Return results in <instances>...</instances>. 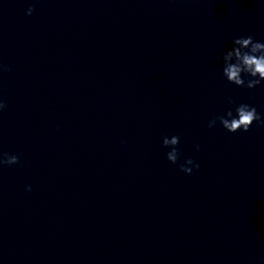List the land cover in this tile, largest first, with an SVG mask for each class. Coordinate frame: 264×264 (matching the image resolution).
<instances>
[{
  "label": "clouds",
  "instance_id": "9594fccd",
  "mask_svg": "<svg viewBox=\"0 0 264 264\" xmlns=\"http://www.w3.org/2000/svg\"><path fill=\"white\" fill-rule=\"evenodd\" d=\"M35 11L34 7L30 6L26 9V15L31 16ZM223 69L222 74L230 84L237 87L254 89L264 82V42L257 41L254 36H239L233 39V46L222 56ZM0 70H7L3 65H0ZM229 104H234L232 98H228ZM7 107V104L0 99V112ZM235 115L233 110L229 109L224 114L212 118L208 122V127L213 128L217 122L230 133L239 131L247 132L253 125L258 123L264 125V118L257 112V109L247 103H240L235 107ZM163 146L170 148L167 152V160L172 164H176L180 158L178 145L180 143L179 136L171 138L165 136L162 139ZM199 146L197 145V150ZM20 160L17 155L0 152V168L4 166H12L19 164ZM180 171L191 175L195 170H198L200 165L193 159L187 158L184 163L179 165ZM31 191V186L26 188Z\"/></svg>",
  "mask_w": 264,
  "mask_h": 264
}]
</instances>
